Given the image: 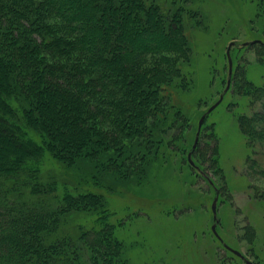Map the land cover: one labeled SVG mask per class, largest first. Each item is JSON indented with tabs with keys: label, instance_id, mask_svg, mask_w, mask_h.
<instances>
[{
	"label": "rangeland",
	"instance_id": "obj_1",
	"mask_svg": "<svg viewBox=\"0 0 264 264\" xmlns=\"http://www.w3.org/2000/svg\"><path fill=\"white\" fill-rule=\"evenodd\" d=\"M77 1L90 4L89 0ZM144 1L148 7H157L161 17L141 23L143 37L165 33L178 48L166 55H141L138 65L150 70L160 64L167 70L173 64L169 61H176L167 98L152 100L156 111L147 119L146 132L131 138L119 133L118 138L126 141L122 150L100 147L95 156L76 158L69 171L48 157L42 174L50 178L59 173L69 179L71 187L83 184L81 192L105 195L108 207L99 201L109 211L108 226L115 225V238L124 243L128 264H246L245 259L264 264V0ZM93 23L104 39L111 20ZM132 25L138 29L135 22ZM232 42L230 89L221 104L206 115L227 87V50ZM50 114L53 118L52 111ZM50 130L59 138L56 148L65 153L74 149L76 142H66L68 134ZM5 146L1 158L6 162L23 156L18 145ZM29 174L26 178L31 182H25L28 193L16 189L10 198L7 184L3 186L0 180L2 204L11 206L13 200L31 197L35 204L45 198L52 201L53 209L58 208L63 203V184L58 182L61 189L53 191L45 186L51 181L44 178L46 194L32 197L28 194L34 182ZM39 178L40 174L37 181ZM72 195L79 200L76 193ZM58 217L59 231L76 238L78 228L90 226L96 216L83 218L71 206ZM214 226L222 241L215 236Z\"/></svg>",
	"mask_w": 264,
	"mask_h": 264
},
{
	"label": "trees",
	"instance_id": "obj_2",
	"mask_svg": "<svg viewBox=\"0 0 264 264\" xmlns=\"http://www.w3.org/2000/svg\"><path fill=\"white\" fill-rule=\"evenodd\" d=\"M89 2L0 0V180L3 186L7 184L8 198L16 189L28 193L25 182H31L26 178L29 173L34 182L29 196L46 194L45 186L57 191L59 183L65 192L63 203L56 209L45 198L36 204L31 197L16 199L11 206L0 199V264L129 262L123 241L114 236L115 225L108 226L109 211L99 201L107 208L105 195L81 192L83 184L71 187L69 179L59 173L47 178L43 167L49 157L69 171L76 158L95 156L100 147L122 150L126 141L118 138L119 133L131 138L146 132L147 119L156 111L152 100L167 98L169 77L177 67L172 59L167 70L160 64L150 70L138 68L140 57L147 53L166 55L178 48L165 33L143 37L145 27L141 23L159 17L158 8L146 6L144 0ZM105 18L111 24L103 30V39L93 22ZM261 93L264 100V88ZM48 127L55 134H68L66 142H76L74 149L65 153L56 148L59 138ZM5 145H18L23 156L10 157L6 162L1 158ZM44 178L53 183L43 186ZM2 184L0 181V197ZM54 197L60 200V195ZM88 201L101 206L96 208ZM71 206L83 218L96 216L90 226L78 228L76 238L63 229L59 231L58 215ZM100 208L103 210L98 212Z\"/></svg>",
	"mask_w": 264,
	"mask_h": 264
},
{
	"label": "water",
	"instance_id": "obj_3",
	"mask_svg": "<svg viewBox=\"0 0 264 264\" xmlns=\"http://www.w3.org/2000/svg\"><path fill=\"white\" fill-rule=\"evenodd\" d=\"M256 42H257V41H254L253 43H256ZM248 44H249V43H244V45H248ZM233 45H234V42L230 43L229 48H228V50H227V55H228V60H229V78H228V84H227V87H226L224 93L220 96L219 100L216 101V103H215L214 105H212V107H210V109L208 110V112L206 113V115L209 114V113H211V112H212L217 106H219V105L221 104V102H222L223 99H224V95H225V94L228 92V90L230 89V86H231V77H232V67H233L232 59H231V57H230V49H231V47H232ZM204 118H205V115L202 117V119H201L200 122H199V130L201 129V127H202V125H203V120H204ZM198 136H199V134L197 135V139H196V142H195L194 148H196V145H197V142H198ZM189 156H191V155H189ZM190 161H191V160H190ZM191 162H192V161H191ZM216 203H217V202L215 201V202H214V205H213V212H214V218H215V219H216V214H217V212H216ZM213 231H214L216 237H217L220 241H222L221 237L218 235V233H217L216 230H215V226L213 227ZM224 247L227 248L228 250L232 251V252H233L235 255H237L238 257H240V258H242V259H245V257H244L240 252H238V251H236V250L230 248L227 244H224ZM245 262H246V264H253L251 261L246 260V259H245Z\"/></svg>",
	"mask_w": 264,
	"mask_h": 264
}]
</instances>
